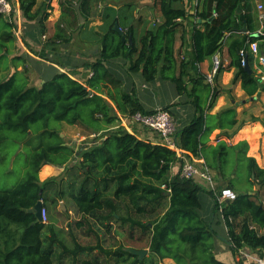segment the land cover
Segmentation results:
<instances>
[{
	"label": "trees",
	"instance_id": "trees-1",
	"mask_svg": "<svg viewBox=\"0 0 264 264\" xmlns=\"http://www.w3.org/2000/svg\"><path fill=\"white\" fill-rule=\"evenodd\" d=\"M107 1L118 10L105 6L102 50L97 60L87 65L92 76L83 81L68 73H57L39 88L31 85L26 72L18 69L26 61L14 56L13 20L0 24V159L8 162L19 150L13 164L20 155L27 161L23 180L12 189H0V264H63L56 261L57 243L62 248L60 256H70L71 264H109L110 259L114 264H128L129 260H133L130 264H160L166 259L175 264H225L214 253L215 231L203 217V193L213 199L214 212L221 211L234 254L245 248L264 249V167L248 156L246 141L208 145L215 130L231 139L241 124L233 107L209 113L217 97L216 88L207 83L199 68L221 52L223 38L231 33L227 69L236 70L233 83L241 81L250 97L264 94V83L255 76L250 51V44L260 39L239 34L249 19L246 11L251 0H203L195 15L199 22L194 26L188 60L185 57L179 61L175 49L178 32L184 30L183 22L189 18L179 4L181 0H155L154 8L162 22L154 30L146 29L139 39L135 24H141L142 18L135 17L133 2L119 5L121 0H60L61 16L46 48L72 41L69 31L79 23L74 5L81 2L86 23L79 28H83L95 6ZM19 4L25 20H38L41 33L46 34L51 3L19 0ZM3 18L0 15V21ZM117 23L127 38L132 36V43L122 42L114 30ZM241 51L246 53L251 72L241 64ZM260 51L264 52L261 43ZM45 56L43 51L41 57ZM119 58L129 62L130 74L141 73L145 82L158 77L171 81L180 96L193 98L195 115L177 130V147L186 152L189 160L190 155L204 159L205 165L199 166L213 171L224 189L235 192L234 200L221 201L222 190H208L197 180L183 178L179 169L173 175V166L182 163L175 150L141 140L120 126L121 117L130 119L138 112L150 113L140 104L135 87L126 90L122 80L108 69L107 64ZM223 70L220 67L217 76ZM257 120L264 126V119ZM57 123L79 125L94 138L76 150L67 145ZM35 139L39 140L36 145ZM12 141L17 146L10 153L6 144ZM73 159L79 161L72 166ZM45 165H65V176L41 182L39 173ZM228 166L235 177L227 178ZM236 175L244 176L246 192L237 190L233 180ZM258 185L260 190L255 189ZM39 201L46 209L59 202L66 206L68 202L71 208L66 206V211L78 216L75 225L79 229L86 227L97 244L83 245L74 237V246L67 247L58 239L55 227L39 221L31 211ZM115 223L128 225L130 238L136 230L141 232V238L149 236V255L140 260L125 250L127 246L115 250L102 246L101 232L106 229L110 233ZM46 231L49 237L45 239Z\"/></svg>",
	"mask_w": 264,
	"mask_h": 264
},
{
	"label": "crops",
	"instance_id": "crops-1",
	"mask_svg": "<svg viewBox=\"0 0 264 264\" xmlns=\"http://www.w3.org/2000/svg\"><path fill=\"white\" fill-rule=\"evenodd\" d=\"M121 1L122 2L118 3L119 5L124 3V0ZM148 1L149 0H143L140 3L146 4ZM202 1L203 0H199L197 3L195 0H181V2L179 3L181 6L185 7L189 14L188 20L183 22L184 30L181 29L178 32V39L175 49L179 61H181L185 57L187 60L191 57L193 49L194 26L199 22L198 18H196L195 15L198 11V6H201L202 4ZM129 2H133L136 5L135 17L141 18L139 14L141 9L138 3H136V1L134 2L133 0ZM153 2L155 3V0H153ZM109 3L110 1H107V3H101L98 6H95L94 9H96L97 12L96 14H94L95 10L93 9V12L91 14L92 16L89 18V22L95 19L96 21L91 22L89 24V27L87 28L84 26L82 29H79L77 35H73V40L70 43L60 44L58 46L57 52L51 54L50 51L45 48L47 38H50V36L52 37L55 33V26L54 30H50L49 25H51V23L55 21L51 20L47 22L48 30L46 34L43 35L40 31V27L38 24L39 21L36 20L33 22H29L25 20L20 9L19 0H15L14 4L16 7V12L13 16V22L17 30L14 27V29L16 30V50L14 52V56L19 55L21 58H24L25 61L30 63L29 67L32 68L30 76L32 74H35L37 76L36 79H38V82H36V79L32 80L31 76V85L39 88L45 81L51 79L57 73H68L72 78H79V80L81 78L84 80L86 77L92 76L91 70L87 67V65L97 60V58L100 56L102 45L97 41L96 44H91L88 46L84 45V41L86 40V38H84L85 35L84 37H82L81 34L86 31L97 34L96 36L99 39L100 37H102V34L104 33L102 25L104 23L105 6L109 5V7H113ZM113 8L118 10V7L116 6H114ZM58 13L60 14V12ZM246 13L249 16V19L241 32H239V34H249L260 39L258 35L262 31H264V0H251L250 7L247 9ZM94 15H96V18ZM150 19H152L157 26L162 22L159 12H157L154 7L150 9ZM150 19L142 17V21L144 23L148 22ZM99 27L102 30V33ZM249 29L251 31H249ZM149 30H153V28ZM51 31L52 33H50ZM231 35V33H226L225 37L223 38V48L221 52H219L215 56L221 61V67H223L225 70H223L218 76L217 73L220 68L216 73H214L215 57L207 59L199 65L200 71L207 77V83H210L214 88H216L217 97L209 113L216 114L222 110L233 107L237 112L238 123L241 124V128L231 139L220 135L222 133L221 130H215L210 136V140L208 142V145L213 147L217 146L223 141L228 145H236L242 141H246L249 144L254 138L259 136V133L264 132L263 124L260 120H257L259 118L264 119V94H257L254 97L248 96L242 89L241 81L233 83L236 70L234 68L230 70L227 69L230 63L228 41ZM76 39L80 40V47L72 48L71 45L73 44V42H75ZM18 41L20 44L18 43ZM261 44L264 45V43L262 42ZM74 49L76 52L75 54H73L72 52ZM43 51H45L46 54L44 58L41 57V53H43ZM260 52L264 53L263 51ZM254 60L255 76L260 79V67L256 56H254ZM107 67L112 73L117 76V78L122 80L126 90L129 91L133 87H135L137 98L146 112L153 113L159 108L169 107L168 111L171 114L176 125L175 138L177 130L183 128L194 118L195 108L192 104L193 98L189 97L188 95L180 96L175 84H173L171 81H164L160 77H158L153 82H145L141 73L130 74L128 72L129 62L123 58L113 60L112 62L107 64ZM18 69L20 70V68ZM35 72H37L38 75ZM47 74H51V76L48 77ZM105 88L107 89V87ZM189 88H191V85H189ZM105 97L107 98L106 94ZM120 126L124 127L129 133L136 135L141 140L148 141L153 144H164L162 138L157 133L141 126L140 124L134 123L128 118L121 117ZM229 133H232V131H229ZM62 135L64 136V134ZM92 138H94V135L89 136L87 134V136H83V139L85 141L88 140L87 144L90 143ZM72 143L73 145H71L70 143H67V145L74 147V145L77 144V141L73 140ZM80 146L81 144L76 145V150H78ZM183 153L184 155H186V152L183 151ZM262 154V157H264V153ZM248 156L251 157V155ZM190 157L192 158V160H196L197 163L205 165L204 159H195L192 155H190ZM78 161L79 159H73L72 166L75 165ZM258 164L259 166L264 167V160L259 161ZM43 167L44 172L39 175V179L41 182H44L49 178L61 179L65 176V165L62 168H59L55 165H45ZM177 170L178 166H173V175L177 173ZM197 181H199V183L208 190L211 189L209 184L204 183L200 179H198ZM201 199L204 203L203 217L209 224H211L213 230L215 231L213 244L216 258L225 264H258L257 261L260 258H264V249L251 250L245 248L238 254H234L231 244L229 243L228 228L221 211L214 212V201L205 193L201 194ZM224 200L225 199L221 198V201ZM237 223H240V220H237ZM127 248L147 249L149 253L148 247L137 248L136 246H129ZM160 264H175V262L171 259H166Z\"/></svg>",
	"mask_w": 264,
	"mask_h": 264
},
{
	"label": "rangeland",
	"instance_id": "rangeland-1",
	"mask_svg": "<svg viewBox=\"0 0 264 264\" xmlns=\"http://www.w3.org/2000/svg\"><path fill=\"white\" fill-rule=\"evenodd\" d=\"M15 3V0H11ZM45 2L46 0H38V3L41 4L42 2ZM59 1L60 0H51V6L52 9L50 10V18L48 21H55L52 22L51 25H49V29L50 30H54V26L55 24L58 23L60 16H61V10H60V6H59ZM132 0H124V2H129ZM134 2L136 1V3H138V5L140 6V16L142 17H146L147 19H150V9H152L153 6V0H149L146 4L144 3H140L143 0H133ZM60 10V11H59ZM95 12L94 14H96V9H94ZM60 12V14L58 12ZM158 12V11H157ZM144 13V14H143ZM96 18V15H94ZM59 17V19H58ZM94 18V19H95ZM6 19L3 18L0 21L1 25H4ZM96 21L93 20L91 22ZM91 22H88L85 27H89V24ZM86 21H84L83 24H85ZM78 23V26L75 25L73 28V31H69V33H71L72 35V40H73V35H77L78 30L82 29L79 28V25H83ZM144 24V25H142ZM142 25V26H141ZM157 27L156 23H154V21L152 19H150L148 22H143L141 24H135V30H136V38L139 39L140 36L145 32L146 29H152L153 30ZM16 29V27H15ZM14 29L15 33L16 30ZM100 29V27H99ZM101 33L102 30L100 29ZM52 33V31L50 32ZM15 35V34H14ZM85 35V37H84ZM97 34L92 33V32H83L81 34L82 37L86 38V40L84 41V45L88 46L91 44H96L97 42L100 43L102 45V37H100V39L96 36ZM54 36V34H53ZM53 36L50 38H47V40H50L53 38ZM74 36V37H75ZM48 37V36H47ZM97 37V39H96ZM18 40V39H17ZM97 41V42H96ZM19 43V41H18ZM80 40L76 39L75 42H73V44L71 45L72 48H78L80 47ZM20 44V43H19ZM59 46V45H58ZM58 46L57 45H52L47 47L46 49H48L50 51L51 54H54L55 51L57 52L58 50ZM55 50V51H54ZM73 54H75V49L72 51ZM25 63V62H24ZM27 65H22L20 67V70L25 73V76L28 77L29 82L32 80L36 79V75L32 74V80H31V76H30V72H31V67H29L30 63H28L26 61ZM37 74V72H35ZM38 75V74H37ZM48 77L51 76V74H47ZM76 79V78H74ZM79 80V78L77 79ZM81 81H83V79H80ZM36 82H38V79L35 80ZM34 81V83H35ZM112 106H115L114 104L111 103ZM259 111V110H258ZM257 111V113H258ZM246 118V117H245ZM58 127H60L61 133L64 134L63 138L67 143H70L71 145H73L72 141L76 140L77 144H82L85 140L83 139V136H87V132L79 125H74V126H70V125H66V124H56ZM61 135V134H60ZM93 139V138H92ZM81 141V143H80ZM39 140L35 139L34 140V144H38ZM79 142V143H78ZM231 143V142H228ZM74 145V147L76 146ZM14 146H17L15 144V141L10 142L9 144H6V148L9 150V152L11 153L12 149L14 148ZM249 152L248 155H251V157H255L257 163L259 161L264 160V157L262 153H264V132L259 133V136L254 138L251 143H249ZM25 148V147H24ZM27 148H25L26 151ZM19 153V150H17V152L13 155V157L7 162V160H1L0 159V189L2 190H6V189H12L13 187H15L18 183H20L24 176H25V170H23L24 165L26 164V158L23 155H20L19 158L15 161V163L13 164V161L15 160V157L17 156V154ZM44 172V167H42L39 175L41 173ZM212 175H213V179H214V189L216 190V192H220L221 190H223L225 188V186H223L222 184H220L217 181V175L211 171ZM231 175V177H235L232 174V169H229V166L226 169V176L227 178H229ZM233 175V176H232ZM60 179V178H58ZM237 190L239 192H246L248 190V185L245 182L244 176L242 175H236V178L233 179ZM236 194V193H235ZM61 202H59L58 204H54L50 209H47V217H48V225H53L56 229L57 232V236L58 239L60 241H62L67 247L72 248L74 246V241L73 238H76V241H78L79 243L83 244V245H96L97 244V239L94 237L93 234H90L86 227L83 229H79L76 225L75 222L78 219V216L76 215L75 212L73 211H66V206L68 209L71 208L70 204L67 202L66 206H65V210L62 208V206L60 205ZM136 230V229H135ZM134 230V231H135ZM130 234H131V230L129 228L128 225H121L119 223H115L112 226V229L109 232L106 231V229H103V232H101V243L102 246H104L106 249H112L115 250L117 248H119L120 246H127V247H131V246H136L137 248H145L148 245L149 242V236H145L143 238H141L142 234L139 230H136L133 234L134 237L130 238ZM49 234L46 231L44 233V238H48ZM56 249V254H57V263H59L60 261L63 262V264H71V258L68 255H65L63 257H61V252H62V248L59 245V243L56 244L55 246ZM141 250V249H139ZM149 255V253L147 254V256ZM146 256V257H147ZM81 258H84V256H81ZM133 260H129L128 264H130ZM109 264H114L113 260L110 259L109 260ZM122 264V263H121Z\"/></svg>",
	"mask_w": 264,
	"mask_h": 264
},
{
	"label": "built area",
	"instance_id": "built-area-1",
	"mask_svg": "<svg viewBox=\"0 0 264 264\" xmlns=\"http://www.w3.org/2000/svg\"><path fill=\"white\" fill-rule=\"evenodd\" d=\"M195 1L198 3L199 0ZM15 12L16 7L13 1L0 0V15H2L5 19H8L7 21L13 20ZM259 37V41H254L250 44V51L258 59L260 67V80L264 82V53L260 52V43H264V31L259 34ZM240 56L242 66H248L245 51H241ZM214 64V73H216L222 64L217 57H215L214 59ZM130 120L157 133L162 138L165 146L177 152L178 158L182 162L181 165L178 166L179 174L181 177L194 180L200 179L204 183L209 184L211 189H214V179L208 168L205 166L200 167L199 163H197L196 160H189L188 158H186L183 150L177 147L175 138L176 125L168 110H166L165 108H159L150 114H143L138 112L130 117ZM163 188L167 189L166 185H163ZM236 196L237 195L231 190H222V199L234 200ZM41 218V221L44 224H48L47 209L44 207L41 211ZM257 262L258 264H264V258H260Z\"/></svg>",
	"mask_w": 264,
	"mask_h": 264
},
{
	"label": "water",
	"instance_id": "water-1",
	"mask_svg": "<svg viewBox=\"0 0 264 264\" xmlns=\"http://www.w3.org/2000/svg\"><path fill=\"white\" fill-rule=\"evenodd\" d=\"M47 2H50L51 0H46ZM74 8L76 10V13L78 15V19H79V23L80 24H83L85 19L81 13V2L77 5H74ZM114 30L122 37V42L125 43L126 41H128L129 43H132V36H129V38L127 39L125 33L123 32V30L119 27V24H115L114 26ZM259 36V35H258ZM246 70H248L249 72H251L249 66H246L245 67ZM61 136H63L61 134ZM59 168H62L63 166H58ZM254 177V176H253ZM256 190H260L261 189V186H256L255 188ZM249 195H255V192H248ZM61 206L62 208L65 210V205L64 203L62 202L61 203ZM44 207V203L43 201H39L36 206L34 207V209H32L31 211L32 212H35L37 217H38V220L40 221L42 218H41V211ZM128 253L134 255V256H137L140 260L144 259V257L147 256L148 254V250L147 249H134V248H126L125 249Z\"/></svg>",
	"mask_w": 264,
	"mask_h": 264
}]
</instances>
